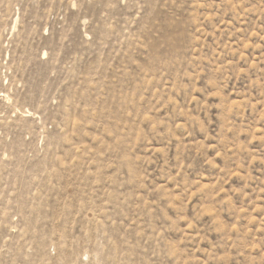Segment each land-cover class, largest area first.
I'll return each instance as SVG.
<instances>
[{
  "label": "rangeland",
  "instance_id": "obj_1",
  "mask_svg": "<svg viewBox=\"0 0 264 264\" xmlns=\"http://www.w3.org/2000/svg\"><path fill=\"white\" fill-rule=\"evenodd\" d=\"M0 264H264V0H0Z\"/></svg>",
  "mask_w": 264,
  "mask_h": 264
}]
</instances>
